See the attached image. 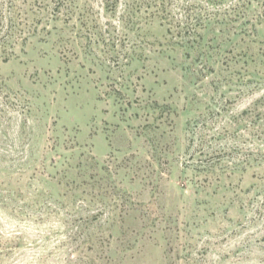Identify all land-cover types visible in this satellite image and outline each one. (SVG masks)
<instances>
[{"label": "rangeland", "instance_id": "1", "mask_svg": "<svg viewBox=\"0 0 264 264\" xmlns=\"http://www.w3.org/2000/svg\"><path fill=\"white\" fill-rule=\"evenodd\" d=\"M0 264H264V0H0Z\"/></svg>", "mask_w": 264, "mask_h": 264}]
</instances>
